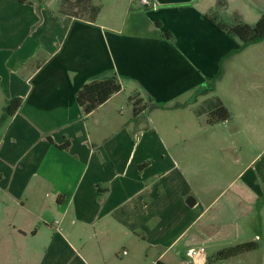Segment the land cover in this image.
I'll return each instance as SVG.
<instances>
[{
  "label": "crops",
  "instance_id": "1",
  "mask_svg": "<svg viewBox=\"0 0 264 264\" xmlns=\"http://www.w3.org/2000/svg\"><path fill=\"white\" fill-rule=\"evenodd\" d=\"M61 1L0 0V115L21 98L0 124V264H264L211 258L253 241L264 203L255 157L206 137L199 107L238 47L211 20L220 0ZM112 73L120 90L84 114L78 87ZM130 95L158 106L133 118Z\"/></svg>",
  "mask_w": 264,
  "mask_h": 264
},
{
  "label": "rangeland",
  "instance_id": "2",
  "mask_svg": "<svg viewBox=\"0 0 264 264\" xmlns=\"http://www.w3.org/2000/svg\"><path fill=\"white\" fill-rule=\"evenodd\" d=\"M222 18L227 22L254 23L264 12V0H220ZM225 72L218 82L217 93L231 111V118L214 126H207L206 137L215 138L222 144L235 141L239 147L250 150L255 157L249 174L254 178L255 193L264 192V39L246 46L224 64ZM196 121V122H195ZM200 120H194L198 125ZM239 123H238V122ZM242 124V125H241ZM200 127V126H199ZM198 127V128H199ZM201 129V127L199 128ZM203 137V136H202ZM200 144V143H199ZM197 143L193 141V147ZM254 227L247 233L258 247L241 254L245 261L260 262L264 255V203L255 200ZM260 214V215H259ZM262 225V227H260ZM63 232L68 229L61 224ZM76 232L85 237L86 231ZM249 257V258H248ZM226 261V260H225Z\"/></svg>",
  "mask_w": 264,
  "mask_h": 264
},
{
  "label": "trees",
  "instance_id": "3",
  "mask_svg": "<svg viewBox=\"0 0 264 264\" xmlns=\"http://www.w3.org/2000/svg\"><path fill=\"white\" fill-rule=\"evenodd\" d=\"M62 12H68L73 15L88 14L95 16L100 10V5L95 4L93 0H62L60 4ZM229 38L238 40V47L227 52L220 59L216 74L211 76L210 89L214 88V82L222 76L224 71V63L231 58L235 53L242 50L246 46L259 42L264 39V12L254 23L247 22H227L217 13L211 18ZM121 88V83L115 73L107 78H94L82 83L76 93V101L84 114H88L96 109L105 100L118 92ZM128 103L132 106L133 118H136L146 108L158 106L154 103L144 102L138 95H130ZM21 104L20 97H12L8 99L2 109L0 115V124L10 115H12ZM160 106V105H159ZM200 111L205 110L206 124H216L229 119L230 111L224 105L221 98L217 95L209 97L205 105H201ZM202 112V111H201ZM204 112V111H203ZM258 247L256 241L240 242L231 246L224 247L213 254L211 258L226 259L232 256H237L245 252H249Z\"/></svg>",
  "mask_w": 264,
  "mask_h": 264
},
{
  "label": "built area",
  "instance_id": "4",
  "mask_svg": "<svg viewBox=\"0 0 264 264\" xmlns=\"http://www.w3.org/2000/svg\"><path fill=\"white\" fill-rule=\"evenodd\" d=\"M139 1H140L142 4H144V5L149 4V1H148V0H139ZM124 252H125V251H124ZM196 255H197V251L194 250V249H192V250L190 251V257L194 258V257H196ZM182 264H205V263H203V262H199V261H196V260H186V261H183Z\"/></svg>",
  "mask_w": 264,
  "mask_h": 264
}]
</instances>
